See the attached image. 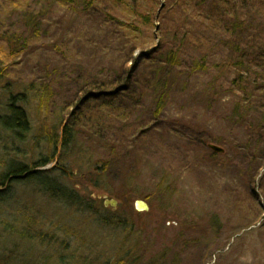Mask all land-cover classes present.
Wrapping results in <instances>:
<instances>
[{
    "label": "rangeland",
    "instance_id": "374dc122",
    "mask_svg": "<svg viewBox=\"0 0 264 264\" xmlns=\"http://www.w3.org/2000/svg\"><path fill=\"white\" fill-rule=\"evenodd\" d=\"M174 1L127 0L129 9L120 11L110 0L91 5L89 0L70 5L0 0L1 115H9L8 92L49 83L54 92L41 119L49 131L58 126L62 136L72 115L93 123L105 112L100 105L106 100L88 102L98 92L91 86L113 93L129 79L138 85L132 98H121L126 115L111 113L100 120L101 137L79 127L61 161L41 169L58 165L52 176L90 196L88 211L52 198L30 181L3 188L9 198L0 203V215L8 216V222L0 216V264L120 259L122 264H264V130L251 134L247 129L248 123L261 122L264 112L250 114L247 123L230 117L246 98L242 90L254 91L259 75L249 72L246 82L232 87L236 70L229 39L198 21L193 6ZM242 14L246 28L239 42L253 51L264 41V3ZM176 26L192 40L202 36L205 45L195 49L185 40L179 43L180 57L157 115L160 91H152L149 83L165 65L161 60L172 43L164 31ZM11 35H22L15 56L9 55ZM195 60H204L207 69H196ZM258 95L256 108L264 104V94ZM34 101L22 104L33 128L25 142L0 125V176L12 162L31 163L48 153L43 139L33 140L40 122ZM210 143L224 153L214 152ZM108 157L113 167L104 173L99 160ZM62 164L66 176L59 174ZM100 175L114 194L95 187ZM159 183L166 197L157 195ZM102 194L117 201L116 208H106L127 224L97 220L96 215L108 214L97 209L105 205ZM137 200L149 209L138 210Z\"/></svg>",
    "mask_w": 264,
    "mask_h": 264
},
{
    "label": "trees",
    "instance_id": "16d2710c",
    "mask_svg": "<svg viewBox=\"0 0 264 264\" xmlns=\"http://www.w3.org/2000/svg\"><path fill=\"white\" fill-rule=\"evenodd\" d=\"M115 7H119L120 11L121 8L129 9L127 0H110ZM138 2L139 0H134ZM258 1L264 3V0H175L179 6H186L190 4L193 6L194 13L198 21L202 22L203 25L207 27L209 31L216 32L223 37L229 39L231 53H233V62L234 67L236 70V75L232 80V87H240L244 80L246 82V75L247 73H255L259 75L254 79V91L249 92L246 88L242 91L244 93L245 99L237 102L232 111H231V118L238 119L240 122H246L247 116L250 114H257V111L264 112V104L261 103L259 106L254 105V98L255 96H259L258 94H264V41L259 44L258 48H255L251 51V46L241 47V43L239 39L242 35H244L245 26V14L243 12H247L251 9L252 4H257ZM49 4L55 2L61 5H70L76 2V0H47ZM90 5L95 3V0H89L88 2ZM145 17V21H148L150 17L149 14L143 15ZM29 24H33V29L37 30V26L33 17H30L28 20ZM182 28L179 26L169 28L164 31L168 34L172 40L171 45L169 46L165 57L162 58L161 61L165 63L164 66H161L160 70H156L155 77L149 83L150 89L154 92H159L156 100V114L158 115L159 112L162 110L163 103L165 100V90L168 86V79L170 76V71L176 68L180 57V42L186 41L191 43L192 46L197 49L200 48L204 44V39L202 36H196L197 38L192 40L191 37L188 36L187 33L182 32ZM21 39L22 35H11L8 37L10 41V49L9 55L15 56L18 51H20L21 47ZM250 48V49H249ZM0 47V52H1ZM196 69L206 70L207 66L204 60L194 62ZM218 67L220 64H217ZM260 72V73H259ZM4 69L0 68V76H4ZM261 81V82H260ZM114 85V84H112ZM125 88L120 91H114L113 93L108 92V88H104V86H91L89 90L97 89L98 92L95 95L88 96V102L96 103L97 101L106 100V104L102 103L100 106L102 110L105 112L101 115L98 119L94 120L93 123L87 121L85 118H81L78 120L74 118L75 116H71L63 127L62 136L60 133V129L58 126H51V130H48L46 123L44 121V114L47 110V105L50 104L53 95V87L49 83H42V84H31L30 90L31 91L24 92L20 91L14 94H10L8 92L9 102L7 103V111L9 115H1L0 114V125L7 130L14 132V135L20 142H25L27 138V133L33 130L31 122L28 118L27 112L25 107L22 104L28 99L34 98L35 108L37 112V119L40 120L39 124L35 126V137L33 140L37 142L40 139H43L46 144L45 147L48 153L44 154L41 158L33 161L31 163L25 162H12L8 165V168L4 174L0 176V203L6 202V199L9 198L8 189L6 191L3 190L4 187H9L12 182H19V181H30L35 183L41 191L46 193L47 195L51 196L52 198L62 200L71 204L72 206H77L78 208H85L83 210L88 211L90 207L93 205L92 198L86 195H80L79 192L75 188H70L59 181L58 177L52 176V173L59 169L58 165L52 167L49 170H41L43 167H46L49 164L54 162L58 163L61 161V156L64 154L65 150L70 146L73 142L76 131L78 128L82 127L86 129H91L93 133H98L97 135L101 137V133L103 129V122L101 123L100 120L106 116L110 115L111 113H118V115H126L127 110L123 108L121 104V98L131 97L132 93H135L138 85L135 80L129 79L125 84ZM27 93H31L28 95ZM135 95V94H133ZM28 96V97H27ZM136 96V95H135ZM104 106V107H103ZM116 115V117H118ZM247 123V122H246ZM247 129L249 133L255 134L260 133L264 130V117L261 122L258 123H248ZM48 135V137H46ZM62 139V140H61ZM208 140L211 137H207ZM207 140V142H208ZM41 141L38 142V144ZM206 144V140H205ZM257 144V143H256ZM61 146L62 154L57 156L58 148ZM101 161V169L104 173L111 171L113 167V158H103L100 159ZM67 171L65 170L64 165L62 164V168L59 171L61 176H66ZM104 178L103 175L98 177V181L95 183V187L108 191L110 194H114L112 188L106 184L103 180L101 181L100 178ZM161 183L158 184V191L157 195H160V198H163L161 195L166 197V192L162 190ZM133 193V190L128 192L127 200L131 197L130 194ZM102 212L108 211V214H101L100 218L96 215L98 221L103 224L110 225V226H118L121 227L123 224H127L128 220L123 218L116 217V211L114 212L111 209L106 208L105 205L98 207ZM3 209H0V212ZM81 210V209H80ZM90 212V211H89ZM2 217V221L8 222L6 219L8 218L7 214L4 217L3 214L0 215ZM112 264H122V260H115Z\"/></svg>",
    "mask_w": 264,
    "mask_h": 264
},
{
    "label": "water",
    "instance_id": "95a60500",
    "mask_svg": "<svg viewBox=\"0 0 264 264\" xmlns=\"http://www.w3.org/2000/svg\"><path fill=\"white\" fill-rule=\"evenodd\" d=\"M209 148H211L213 151H215L217 153H224V151H225V149L223 147H221L219 145H216V144H212V143L209 144ZM100 197L104 199V202H105L106 206L111 204L113 206V208H116V206H117V201L116 200L108 199V196L106 194H102V195H100ZM136 208L138 210L145 211V210L149 209V206L144 201L137 200L136 201Z\"/></svg>",
    "mask_w": 264,
    "mask_h": 264
}]
</instances>
